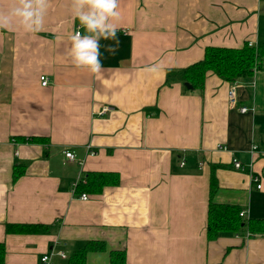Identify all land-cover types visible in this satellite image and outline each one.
Returning <instances> with one entry per match:
<instances>
[{"label": "crops", "instance_id": "crops-1", "mask_svg": "<svg viewBox=\"0 0 264 264\" xmlns=\"http://www.w3.org/2000/svg\"><path fill=\"white\" fill-rule=\"evenodd\" d=\"M8 3L0 0V9ZM117 10L118 43L100 40L95 74L68 58L79 27L70 0H48L38 33L0 30L5 264H44L47 254L51 264H67L59 253L91 240L107 250L88 254L86 264H111L110 251L121 250L126 264H264L263 235L208 241L206 231L209 162L229 165L216 170L214 201L264 219V68L236 81L234 106L231 84L212 72L201 92L164 83L168 71L202 60L207 46H261L264 0H119ZM157 64L160 71L148 70ZM104 105L113 110L98 115ZM15 166L24 173L14 182ZM89 171L119 173L120 183L83 200L74 185ZM17 223L49 231L6 232Z\"/></svg>", "mask_w": 264, "mask_h": 264}, {"label": "trees", "instance_id": "trees-1", "mask_svg": "<svg viewBox=\"0 0 264 264\" xmlns=\"http://www.w3.org/2000/svg\"><path fill=\"white\" fill-rule=\"evenodd\" d=\"M203 59L182 68H175L166 74L165 84L177 81L182 84L190 83L191 90L201 92L205 87V79L209 72L215 74L224 82L233 84L237 80L248 78L256 71L264 68V43L261 46H253L248 43L240 48L212 47L204 49ZM38 141L37 138H30ZM185 163V162H184ZM209 194L207 208V240H216L224 233L239 235L247 233L248 236H264V219L247 218L239 215L241 208L228 203L214 201V196L219 190L216 170L227 168L224 163L209 162ZM24 170L21 166H15L13 181L22 176ZM85 181L77 184L76 192L101 193L105 186H118L120 175L116 172L89 171L85 174ZM49 231L48 225L39 224H7V233H39L45 234ZM106 244L103 241L91 240L83 246L75 249L67 258V264H86L87 255L92 252H105ZM6 245L0 242V264H5ZM109 260L111 264H126V251H110Z\"/></svg>", "mask_w": 264, "mask_h": 264}, {"label": "clouds", "instance_id": "clouds-1", "mask_svg": "<svg viewBox=\"0 0 264 264\" xmlns=\"http://www.w3.org/2000/svg\"><path fill=\"white\" fill-rule=\"evenodd\" d=\"M118 6L119 0H70L73 21L79 22L69 37L67 52L74 67L85 68L92 74L100 71V40L118 43L120 28L113 22L120 17ZM47 8L48 0H9L8 6L0 9V30L19 28L26 34L38 33L43 30ZM108 51L115 53L116 49L109 47ZM148 70L158 72L161 65Z\"/></svg>", "mask_w": 264, "mask_h": 264}, {"label": "built area", "instance_id": "built-area-1", "mask_svg": "<svg viewBox=\"0 0 264 264\" xmlns=\"http://www.w3.org/2000/svg\"><path fill=\"white\" fill-rule=\"evenodd\" d=\"M47 82H48L47 77L42 75L41 76V84L42 85H47ZM236 86H237V82H234L233 84H231L230 88L228 89L227 97L229 99V103H230L231 106H234L236 104V102H237ZM112 110H113L112 106L104 105V106H102L101 110L98 112V115H102V114H104L106 112H110ZM239 111H241L243 113L248 112L246 107H240ZM219 148H221V147H219ZM256 150H257V145L253 144L251 146L250 152L254 153V152H256ZM65 155L69 159H74V153H72V152L66 151ZM231 163H232V166H233L234 169H241L242 168V163L238 159L232 160ZM181 164L183 165L184 162H182ZM252 180L255 183V185L257 186V188L260 189L261 185H262V184H260V175H254L252 177ZM76 186H77V183L74 185V190H75ZM79 196L83 200H87L88 197H89L88 193H86V192H82ZM239 215L244 216V212L240 211ZM59 257L61 259H66V260L68 258V256L64 252L59 253ZM41 262L44 263V264H51L50 263L51 262V254L44 255L41 258ZM57 264H61V263H57Z\"/></svg>", "mask_w": 264, "mask_h": 264}, {"label": "water", "instance_id": "water-1", "mask_svg": "<svg viewBox=\"0 0 264 264\" xmlns=\"http://www.w3.org/2000/svg\"><path fill=\"white\" fill-rule=\"evenodd\" d=\"M185 84V86L189 89V88H192V85L189 83H184Z\"/></svg>", "mask_w": 264, "mask_h": 264}]
</instances>
